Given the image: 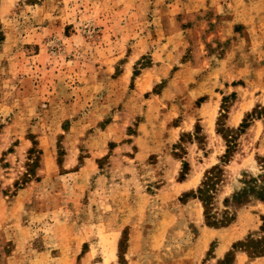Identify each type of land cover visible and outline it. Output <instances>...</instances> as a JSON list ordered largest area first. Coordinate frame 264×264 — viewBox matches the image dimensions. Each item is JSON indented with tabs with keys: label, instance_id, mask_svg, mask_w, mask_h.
<instances>
[{
	"label": "rangeland",
	"instance_id": "374dc122",
	"mask_svg": "<svg viewBox=\"0 0 264 264\" xmlns=\"http://www.w3.org/2000/svg\"><path fill=\"white\" fill-rule=\"evenodd\" d=\"M262 160L264 0H0V264H264Z\"/></svg>",
	"mask_w": 264,
	"mask_h": 264
},
{
	"label": "trees",
	"instance_id": "16d2710c",
	"mask_svg": "<svg viewBox=\"0 0 264 264\" xmlns=\"http://www.w3.org/2000/svg\"><path fill=\"white\" fill-rule=\"evenodd\" d=\"M136 75L135 72H133V76ZM245 121L243 120L240 124H239V128H237V130H242V128H245ZM228 148L225 151V154L223 155V158H221V162H223L222 164H224L225 162H227L228 158ZM264 161V160H262ZM222 173V168H221V164H215L213 166H211L210 169L205 171V175L204 179L202 180V182L200 183V185L198 186V188L196 189L195 192V196L197 198H199V200L202 203L203 206V213H204V219H205V223L208 226L211 227H221V226H225L227 224H229L233 219H234V215L230 214L227 210L223 211V216H221V218H216L215 215L211 212V191L212 189H214L215 185L218 184V182L220 181V175ZM186 172H184L183 170L181 171V173L179 174V180H183L185 177ZM246 181V182H245ZM245 186H243L241 188V190H239L238 192L234 193L231 198H225L224 202L227 204L230 201H238L239 204H243L242 200H239L242 196L247 195L248 192H252V197L254 199L257 200H261L264 201V185L263 184H258L257 183V179L254 177L248 178L247 180H245ZM232 247H236V243L233 244ZM258 253V254H257ZM256 254H263L264 253V249L263 250H259ZM228 256V253L226 254ZM226 256V257H227ZM226 257L222 260L224 261L226 259Z\"/></svg>",
	"mask_w": 264,
	"mask_h": 264
},
{
	"label": "crops",
	"instance_id": "0c3cea01",
	"mask_svg": "<svg viewBox=\"0 0 264 264\" xmlns=\"http://www.w3.org/2000/svg\"><path fill=\"white\" fill-rule=\"evenodd\" d=\"M13 1H16V0H13ZM242 111H244V110H242ZM245 111H246V109H245ZM239 117H240L239 116V111H232V112L229 113V115L227 117V121H228L229 124L234 125L239 120ZM252 127L255 128L257 131L259 130V127H260V129H262L261 121H255ZM252 127H251V129H252ZM257 205H258V207L262 208V211H264V202H258ZM255 226L247 227L246 231H247V229H251V228H253ZM217 251H219V248L217 249Z\"/></svg>",
	"mask_w": 264,
	"mask_h": 264
}]
</instances>
